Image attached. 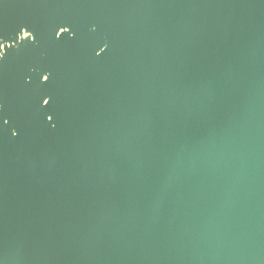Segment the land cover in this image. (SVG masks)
I'll return each mask as SVG.
<instances>
[{"label": "water", "instance_id": "water-1", "mask_svg": "<svg viewBox=\"0 0 264 264\" xmlns=\"http://www.w3.org/2000/svg\"><path fill=\"white\" fill-rule=\"evenodd\" d=\"M6 43L0 264H264V0H0Z\"/></svg>", "mask_w": 264, "mask_h": 264}, {"label": "built area", "instance_id": "built-area-1", "mask_svg": "<svg viewBox=\"0 0 264 264\" xmlns=\"http://www.w3.org/2000/svg\"><path fill=\"white\" fill-rule=\"evenodd\" d=\"M27 35H28V34L24 33V31H22V33H21V35H20L19 37L24 38V37H26ZM4 45L8 46L7 43H6V44H2L1 47H0V50H1V51H3Z\"/></svg>", "mask_w": 264, "mask_h": 264}, {"label": "bare ground", "instance_id": "bare-ground-1", "mask_svg": "<svg viewBox=\"0 0 264 264\" xmlns=\"http://www.w3.org/2000/svg\"><path fill=\"white\" fill-rule=\"evenodd\" d=\"M0 54H1V52H0Z\"/></svg>", "mask_w": 264, "mask_h": 264}]
</instances>
